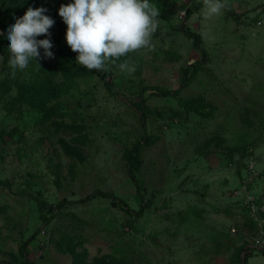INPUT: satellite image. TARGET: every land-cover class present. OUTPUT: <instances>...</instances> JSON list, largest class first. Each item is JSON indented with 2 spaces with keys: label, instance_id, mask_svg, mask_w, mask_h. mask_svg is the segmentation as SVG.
<instances>
[{
  "label": "rangeland",
  "instance_id": "rangeland-1",
  "mask_svg": "<svg viewBox=\"0 0 264 264\" xmlns=\"http://www.w3.org/2000/svg\"><path fill=\"white\" fill-rule=\"evenodd\" d=\"M202 1L152 0V46L98 74L65 42L57 13L70 0H0V128L17 131L0 144V264H71L68 236L80 264H237L247 248L246 264H264V242L254 243L264 235V0H225L238 17L223 9L207 20ZM30 7L54 20L37 37L53 55L40 49L13 74L4 29ZM183 24L200 33L206 62L177 96L142 91H175L200 59ZM125 59L131 74L119 69ZM137 142L143 202L124 156ZM99 190L114 203L79 202ZM63 199L72 203L56 208ZM39 203L54 213L48 225ZM31 235L24 260L18 247Z\"/></svg>",
  "mask_w": 264,
  "mask_h": 264
},
{
  "label": "clouds",
  "instance_id": "clouds-1",
  "mask_svg": "<svg viewBox=\"0 0 264 264\" xmlns=\"http://www.w3.org/2000/svg\"><path fill=\"white\" fill-rule=\"evenodd\" d=\"M224 8L225 0H203L200 11L207 20L220 15ZM45 12L43 7H30L5 26L3 42L13 74L39 59L40 49L44 57H52L51 40L36 38L47 37L54 24ZM57 14L66 25L67 46L77 53L76 64L87 70H104L108 61L115 63L131 52L150 48L160 23L159 9L152 0H70ZM119 69L131 74L135 65L125 59Z\"/></svg>",
  "mask_w": 264,
  "mask_h": 264
},
{
  "label": "trees",
  "instance_id": "trees-1",
  "mask_svg": "<svg viewBox=\"0 0 264 264\" xmlns=\"http://www.w3.org/2000/svg\"><path fill=\"white\" fill-rule=\"evenodd\" d=\"M200 5H203V1L200 3ZM224 10L230 14L232 17H238V15H236L235 13H233L232 11H230V9L228 8L227 5H225ZM192 13L191 9H188L186 11V18L189 17V15ZM64 28H66V25H63ZM185 37H187V39H189L191 46L200 52V59L199 60H195L192 63L188 64L183 70H182V80L180 83V86L178 89H176L175 91H169L163 87L160 86H143L142 87V91H150L151 95H160V96H177L179 94V91L182 87H185L188 84L190 75L193 73V71L197 70L199 67H201L207 60V52L205 51L204 47L202 46L201 43V36L200 33L198 31L192 30L189 26H187L186 24H183L182 26L179 27V29ZM37 38V37H36ZM38 39V38H37ZM99 71H97V73L99 74ZM101 75V74H100ZM103 76V75H101ZM19 101H26L27 98L24 97V94L22 92L21 95H19L18 97ZM186 108L191 109V110H199L202 107L206 106L205 101H203V99H187L184 102ZM139 108L141 109V107L139 106ZM45 111V110H44ZM53 111V109H49L48 111H45V115H46V120L49 118V114L50 112ZM142 115L143 112H142ZM17 131L15 130V128L7 130L4 128H0V144L4 145L6 143V138H11L14 137V135H16ZM142 144L141 142H137L135 143L132 148L128 149L125 151L124 156L126 159V168H127V174L129 176V178L131 179V182L134 184L135 188H136V192L139 194L140 198H141V202H143V192L144 190H142V185L140 184L139 180L137 179V174L139 172V166H140V161H139V152L140 149L142 148ZM68 153V152H67ZM104 197V198H111L112 199V204L115 201V197L112 195V193H106L103 191H95L93 194L87 196L85 199L80 200L79 202H84L88 199L91 198H95V197ZM78 202V201H77ZM119 202L122 203V201L119 200ZM72 203V202H71ZM69 201L66 200H61L60 202L57 203L56 208H61V206H65L67 204H71ZM75 203V202H74ZM43 204L39 203L38 207H39V211L41 213L40 218L42 220V225H48L50 223V221L53 219L54 213L53 211H51L50 209H48L46 212L43 211ZM145 207V203L144 205L142 204L139 208V211L137 212V215H141L142 210ZM126 212L129 213V209L126 208ZM34 237L31 235L24 243L20 244L18 247V251L20 256L26 260V246L33 241ZM65 245L67 246V249L70 253V255H72V262L71 264H80V259L78 253H76L75 247L73 246V242H72V238L70 236H68L65 239ZM248 250V248H247ZM245 251V254L240 256L237 258L238 263L237 264H246V260L248 257V251ZM264 256V251L261 252ZM107 257H109L110 259L112 258L110 255H107ZM105 257H103V261L104 262ZM25 262V261H24Z\"/></svg>",
  "mask_w": 264,
  "mask_h": 264
},
{
  "label": "built area",
  "instance_id": "built-area-1",
  "mask_svg": "<svg viewBox=\"0 0 264 264\" xmlns=\"http://www.w3.org/2000/svg\"><path fill=\"white\" fill-rule=\"evenodd\" d=\"M261 241L264 242V235H262L259 239H256L254 243H255V245H257V244L261 243Z\"/></svg>",
  "mask_w": 264,
  "mask_h": 264
}]
</instances>
